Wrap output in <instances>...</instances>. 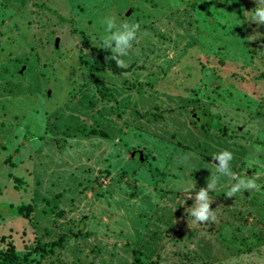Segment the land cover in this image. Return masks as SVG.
I'll list each match as a JSON object with an SVG mask.
<instances>
[{
  "label": "rangeland",
  "instance_id": "rangeland-1",
  "mask_svg": "<svg viewBox=\"0 0 264 264\" xmlns=\"http://www.w3.org/2000/svg\"><path fill=\"white\" fill-rule=\"evenodd\" d=\"M256 7L0 0V252L53 243L30 263L264 264V187L228 198L222 177L216 221L186 214L222 151L264 185ZM106 17L140 25L126 67L100 47Z\"/></svg>",
  "mask_w": 264,
  "mask_h": 264
},
{
  "label": "clouds",
  "instance_id": "clouds-1",
  "mask_svg": "<svg viewBox=\"0 0 264 264\" xmlns=\"http://www.w3.org/2000/svg\"><path fill=\"white\" fill-rule=\"evenodd\" d=\"M257 7L247 11L252 15L253 23L257 26L264 25V0H254ZM103 23L106 25V35L103 36L100 47L104 51H110L111 56L106 57L108 60L115 61L117 67H126L122 57L128 56L133 48L134 42H138V23L124 22L117 24L115 17H106ZM254 34L248 38L255 41L261 37L258 29L253 30ZM234 159L233 154L227 150L212 156V160L218 163H212L215 168V174L207 180L206 187H201L195 192L194 204L186 208L187 216L190 215L195 223L215 222L217 219L215 210L212 209L210 193L214 192L222 177L234 181L230 189L226 192V197L233 198L243 191L260 192L264 185L257 183V180L251 176H240L231 170V161ZM193 196L190 197L192 199Z\"/></svg>",
  "mask_w": 264,
  "mask_h": 264
},
{
  "label": "trees",
  "instance_id": "trees-1",
  "mask_svg": "<svg viewBox=\"0 0 264 264\" xmlns=\"http://www.w3.org/2000/svg\"><path fill=\"white\" fill-rule=\"evenodd\" d=\"M93 81L96 80L93 78ZM25 210L30 211V207H25ZM53 245V243H50V245H41L37 243L33 249L28 247L27 253H25L23 257H20L18 252L11 246L7 251L0 252V264H31L28 256L32 253V251L34 252L35 250H38L41 254L49 253L51 252Z\"/></svg>",
  "mask_w": 264,
  "mask_h": 264
},
{
  "label": "water",
  "instance_id": "water-1",
  "mask_svg": "<svg viewBox=\"0 0 264 264\" xmlns=\"http://www.w3.org/2000/svg\"><path fill=\"white\" fill-rule=\"evenodd\" d=\"M57 44H58V40L55 41V47H57ZM143 160H144V157H143L141 154H139V156H138V158H137V160H136V163L139 164V163H141Z\"/></svg>",
  "mask_w": 264,
  "mask_h": 264
}]
</instances>
